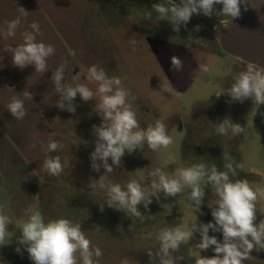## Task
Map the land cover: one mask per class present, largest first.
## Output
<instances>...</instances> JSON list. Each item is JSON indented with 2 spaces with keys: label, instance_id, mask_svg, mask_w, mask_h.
<instances>
[{
  "label": "rangeland",
  "instance_id": "obj_1",
  "mask_svg": "<svg viewBox=\"0 0 264 264\" xmlns=\"http://www.w3.org/2000/svg\"><path fill=\"white\" fill-rule=\"evenodd\" d=\"M42 2L36 5L30 0H0V29L6 30V22L18 17L21 21L15 36H0V169L10 173L0 174V213L11 220L8 244L0 246V264H33L18 243L20 230L29 218V206L39 211L45 222L66 218L80 223L92 248L99 247L103 253L98 264H120L125 257L130 264H149L147 250L155 252L159 247L156 235L161 229L194 228L213 219L207 206L214 199L210 187L205 189L203 214L194 212L187 187L176 197L165 198L160 193L157 200L152 196L149 174L156 168L171 176L192 164L204 163L209 168L215 165L221 171H227L225 165L229 163L234 167L243 164V169H236L235 177L229 173L230 179H246L257 190L255 223L264 220V105H256L252 99L240 103L226 95L215 96L219 89L230 87L234 76L248 65L219 54L220 45L213 40L217 35L213 25L220 23L218 18L194 15L177 33L152 9L155 3L167 5V0ZM20 7L27 11L26 17L21 15ZM149 13L151 19H145ZM223 19L232 21L231 17ZM32 22L38 23L42 32L45 30L37 40L55 48L48 59L49 70L43 74L32 66L18 69L12 64L11 54L5 52L7 47L23 42L21 33L31 31ZM73 51L74 56L70 55ZM66 55L78 65L80 73L70 76L66 68L64 83L85 84L95 93L98 85L88 81L87 69L96 65L108 77H119L135 97L130 103L141 129L159 119L172 137L171 145L156 151L145 142L142 149L126 153L120 167L105 173L108 180L122 187L131 179L142 185L153 199L148 210L138 206L143 219L109 208L106 191L88 187L90 178L104 174L103 168L93 171L90 162L96 140L93 125L102 121L96 113L95 97L83 102L78 94L72 104L65 102V109L57 107L61 98L51 76ZM173 55L183 61L181 72L171 70ZM201 65H207L208 72H203ZM34 73L39 77L30 78ZM13 80L25 84L8 87ZM24 91L32 92L33 100H25L26 115L17 120L7 111V105L14 96L23 100ZM74 108L75 112L67 110ZM225 118L240 124L244 132L235 137L231 132L216 134L212 124ZM50 140L58 141L63 148L46 154L40 142L46 146ZM57 155L65 165L63 172L51 176L42 171L44 159ZM200 184L204 187L205 181ZM209 235L222 240L220 233L210 230ZM199 239L196 233L192 240L181 244L172 254L175 264H195L200 255L214 254L211 249L200 252L195 246ZM17 247H21V253L16 252ZM251 255L253 259L245 264H264V249L254 250ZM181 256L184 259L180 261Z\"/></svg>",
  "mask_w": 264,
  "mask_h": 264
},
{
  "label": "clouds",
  "instance_id": "obj_2",
  "mask_svg": "<svg viewBox=\"0 0 264 264\" xmlns=\"http://www.w3.org/2000/svg\"><path fill=\"white\" fill-rule=\"evenodd\" d=\"M247 2L248 0H179L177 3L176 0H167V5L155 3L152 9L160 20H167L172 30L178 33L191 22L194 15L207 18L215 16L221 24L227 22L223 17H231L232 20L239 18L241 4ZM19 11L22 16H27V11L23 7H20ZM144 18L151 19V13ZM20 23L19 17L6 22V30L0 29V36L5 38L15 36ZM30 28L31 31L21 33L23 38L21 44L9 46L5 52L11 54L13 66L19 69L32 66L35 72L43 74L49 70L48 59L55 54V48L51 44L37 40V36L43 35L38 23L32 22ZM70 55L74 56L75 52H71ZM67 64V59L63 60L51 76L55 91L61 98L57 107L65 109V102L72 104L78 94L83 102L92 101L95 97L96 113L102 121L98 126L93 125L96 140L94 151L90 153V162L93 171L100 172L103 168L104 174L98 179L90 178L88 187L91 190L104 189L108 197L105 203L109 208L143 219L144 215L138 206L143 205V208L148 210L153 199L146 194L142 185L136 179H131L122 187L121 184L108 180L105 173H111L115 167H120L125 154L142 149L145 142L150 149L156 151L171 145L172 137L167 134L166 125L159 119L146 129L140 128L130 103V98L135 100V97L123 87L119 77H108L102 68L91 66L87 69V79L98 85L94 93L85 84L73 86L64 83ZM183 66V61L178 56L171 57L172 71L181 72ZM200 67L203 72L209 70L207 65ZM223 95L230 97L233 102L243 103L252 99L256 105H264V67L248 63L245 70L234 76L230 87L221 88L215 93L217 98ZM23 97L22 100L14 96L7 105V111L17 120L25 117L24 102L32 101L33 93L24 91ZM67 110L75 112V108ZM212 125L218 135H227L231 132L235 137L244 132V128L238 123H233L230 118ZM40 143L46 154L63 148L61 143L54 140H50L46 146L43 142ZM64 166L60 156H47L42 162L41 170L51 176H59ZM225 167L227 171H221L215 165L209 168L204 163H198L180 168L171 176L160 168L149 174L152 196H156L157 200L160 193H163L165 198L176 197L187 187L190 189L188 199L196 213L201 212L206 188L210 187L214 197L211 203H207L212 221L199 223L194 228L176 226L159 231L156 235L159 247L155 252L152 249L147 250L149 264H175L172 254L179 250L181 244L192 240L196 233H199L200 239L195 246L200 252L211 249L214 254L200 255L195 259V264H245V261L253 259L251 253L254 250L264 249V220L259 224L255 223L257 190H254L246 179H230L229 173L235 177L236 169H243V164H236L234 167L229 163ZM201 180L205 181L204 187L200 184ZM261 195H264V192ZM100 210H104V205H101ZM27 212L29 218L20 230L18 243L26 250L33 264H98V258L103 253L99 247L92 248L91 241L85 236L80 223H73L66 218L45 222L43 215L32 206L28 207ZM10 224V218L0 213V246L8 244L6 239ZM210 230L213 233H220L222 240L216 235H209ZM151 235L148 234L149 237ZM15 250L21 253V247ZM179 259L181 261L184 257L181 256ZM120 264H130L129 258L121 259Z\"/></svg>",
  "mask_w": 264,
  "mask_h": 264
},
{
  "label": "water",
  "instance_id": "obj_3",
  "mask_svg": "<svg viewBox=\"0 0 264 264\" xmlns=\"http://www.w3.org/2000/svg\"><path fill=\"white\" fill-rule=\"evenodd\" d=\"M220 42L227 54L264 67V0L242 3L240 17L221 31Z\"/></svg>",
  "mask_w": 264,
  "mask_h": 264
},
{
  "label": "crops",
  "instance_id": "obj_4",
  "mask_svg": "<svg viewBox=\"0 0 264 264\" xmlns=\"http://www.w3.org/2000/svg\"><path fill=\"white\" fill-rule=\"evenodd\" d=\"M43 0H30V2L31 3H34V4H36V5H43V3L44 2H42ZM43 16H44V13H43ZM44 18H42V20H43ZM44 22V21H43ZM44 26V25H43ZM45 31V30H44ZM44 31L42 32L43 34H44ZM61 50V48L59 47L58 48V51H60ZM60 55V54H59ZM61 56V55H60ZM65 59H67V61H68V65H67V68H68V73L70 74V76H71V74L72 75H75V76H78V74L80 73V69H79V67H78V65L77 64H74L73 65V61L71 60L70 61V58L69 57H67V55H66V57H65ZM70 63H71V65H70ZM69 65H70V67H69ZM71 66H73V70L71 71L70 70V68H71ZM19 69V68H18ZM21 70V69H20ZM17 72V71H16ZM68 74V75H69ZM19 75L22 77V75L19 73ZM29 77L30 78H36V77H39L37 74H33V75H29ZM13 79H15V76H13ZM14 82H8V83H10L9 85H7L8 87H14L16 84H25V82L23 83V82H20V81H17V80H13ZM26 84H28V82L26 83ZM10 137V136H9ZM4 138H6L5 137V135H4ZM6 140H8L7 138H6ZM0 174H2V175H6V174H10V173H7L6 171H4L3 169H0ZM30 178V176H28L27 178H26V180H28Z\"/></svg>",
  "mask_w": 264,
  "mask_h": 264
},
{
  "label": "flooded vegetation",
  "instance_id": "obj_5",
  "mask_svg": "<svg viewBox=\"0 0 264 264\" xmlns=\"http://www.w3.org/2000/svg\"><path fill=\"white\" fill-rule=\"evenodd\" d=\"M227 22L226 23H224V24H221V23H215V25H213V29H214V31L216 32L217 31V35H214L213 36V40L215 41V42H218V44L220 45V48H221V50L219 51V54L220 55H225V54H227L226 52H224L223 51V49H222V47H221V42H220V35H221V31L223 30V29H225V28H227V27H229L231 24H232V21H228V20H226ZM228 56H231V55H229V54H227ZM232 58H234L235 60H236V62L237 61H239V62H241L242 64H247V63H245V62H243V61H240L239 59H237V58H235V57H233V56H231ZM228 69H230V66H228Z\"/></svg>",
  "mask_w": 264,
  "mask_h": 264
}]
</instances>
